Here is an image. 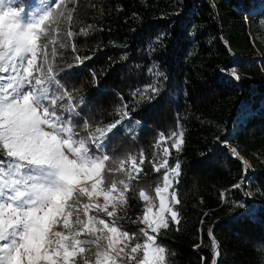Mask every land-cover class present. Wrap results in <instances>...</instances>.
Instances as JSON below:
<instances>
[{"label": "trees", "instance_id": "trees-1", "mask_svg": "<svg viewBox=\"0 0 264 264\" xmlns=\"http://www.w3.org/2000/svg\"><path fill=\"white\" fill-rule=\"evenodd\" d=\"M61 10L51 26L59 31L41 43L55 37L49 60L57 48L53 68L76 105L73 124L83 135L85 122L110 125L118 109L128 111L105 144L108 167L124 162L112 178L129 184L118 226L138 232L143 225L131 221L144 212L139 191L156 202L164 172L179 163L168 189L180 200L179 223L157 238L167 264H212L213 238L217 264H264V0H65ZM149 84L159 88L151 99L133 95ZM173 132H183L180 150ZM165 159L168 168L156 172ZM95 251L84 257L93 262Z\"/></svg>", "mask_w": 264, "mask_h": 264}, {"label": "snow or ice", "instance_id": "snow-or-ice-1", "mask_svg": "<svg viewBox=\"0 0 264 264\" xmlns=\"http://www.w3.org/2000/svg\"><path fill=\"white\" fill-rule=\"evenodd\" d=\"M63 3L29 0L21 7L20 0H0V264H77L78 257L92 264L84 257L92 247L94 264H167L166 249L157 238L170 223H179L174 205L180 200L175 191L169 200L168 189L173 183L169 172L175 177L180 165L164 172V186L155 189L158 205L139 191L145 201L143 216L131 221L143 225L138 232L118 226L124 217L117 212L128 203L129 184L112 178L114 172L125 170L124 162L117 169L108 167L105 144L128 111L118 109L120 118L110 125L93 128L85 122L83 135L73 124L76 105L53 68L57 48H52L49 60L48 45L55 37L41 43L50 29L59 31L51 26L64 17ZM71 19L69 12L67 20ZM66 35L75 34L69 30ZM67 46L59 44L61 49ZM85 59L89 58L77 57V62ZM154 75L163 77L158 71ZM158 92L156 84H149L133 95L145 100ZM171 136L176 137L172 147L180 150L183 132ZM164 139L161 134L158 143ZM163 152L165 157L171 154L167 147ZM129 159L133 170L141 172L135 157ZM161 168H168L167 159L154 170ZM100 197L103 203L97 202ZM208 234L212 236L211 229ZM212 247V264H217L214 238Z\"/></svg>", "mask_w": 264, "mask_h": 264}, {"label": "rangeland", "instance_id": "rangeland-1", "mask_svg": "<svg viewBox=\"0 0 264 264\" xmlns=\"http://www.w3.org/2000/svg\"><path fill=\"white\" fill-rule=\"evenodd\" d=\"M65 1V0H64ZM48 2H49V0H48ZM54 1H51V2H49L50 4L51 3H53ZM25 5H27V4H21V7H23V6H25ZM242 161L246 164V168H248L249 167V164H248V162L246 161V160H244V159H242ZM129 165H131L132 166V162H131V160L129 161ZM106 189H107V187H105ZM170 192H169V190H168V195H169V200H170ZM157 197V196H156ZM86 202H88L87 201V199H86ZM97 202H99V203H103V198L102 197H100L99 198V200L97 201ZM153 204L154 205H158L159 204V198L157 197V201L156 202H153ZM109 210H111V207H109ZM154 211H155V207H154ZM143 216V215H142ZM56 230H61V228L60 227H58ZM94 260H95V257H94ZM94 260H93V262H92V264H94Z\"/></svg>", "mask_w": 264, "mask_h": 264}]
</instances>
